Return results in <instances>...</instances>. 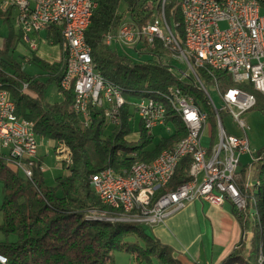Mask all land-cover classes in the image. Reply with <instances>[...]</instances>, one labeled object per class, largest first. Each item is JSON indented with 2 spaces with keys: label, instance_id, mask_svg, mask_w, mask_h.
Returning a JSON list of instances; mask_svg holds the SVG:
<instances>
[{
  "label": "trees",
  "instance_id": "obj_1",
  "mask_svg": "<svg viewBox=\"0 0 264 264\" xmlns=\"http://www.w3.org/2000/svg\"><path fill=\"white\" fill-rule=\"evenodd\" d=\"M161 10L172 33L182 41L180 0H97L90 17L84 36L91 48L93 70L117 87L124 99L116 126L107 125L103 111L92 107L91 121L85 125L73 109L72 89L64 91L60 88L66 52L58 28L45 30L46 38L60 48L57 62L48 61L31 49L32 55L27 57V62L38 65L46 71L49 80L56 81L61 99L51 103L41 101L44 84L36 76L27 74L7 54L9 50H15L23 33L19 30L15 36L10 29L8 37L0 40V82L14 103L16 115L32 122L39 141L49 140L54 143L55 151L65 147L70 153V163L63 165L66 174L57 177L54 186L46 185L43 179L38 166L40 156L30 181L0 159V232L4 234L0 254L6 257L7 264H113L115 252L128 254L133 264L144 261L152 264L153 258L161 264H183L173 256L174 249L170 245L148 235L141 224L95 218L102 213L114 216L118 210L101 203L90 186L91 176L97 171L107 167L123 174L137 161H152L185 135L178 115L169 111L166 120L172 126L169 134L153 144V137L145 133L139 120L132 137L130 125L136 113L132 104L138 98L160 99L159 94L166 93L168 88H180L206 110L211 132H215L213 111L205 95L190 82L178 80L169 70L174 52L169 46L157 39L152 44L143 42L132 48L134 57L120 53L117 45L108 46L104 42L105 35L115 33L123 22L145 25L153 22ZM12 11V7L0 9V17L10 28ZM199 71L205 85L215 84L220 91L229 87L243 89V85L234 83L226 71ZM244 89L255 97L251 109L264 113V96L251 87ZM25 90L35 94L36 98L24 94L22 91ZM189 157L178 163L172 178L158 194L188 180ZM237 173L235 183L245 198L246 207L238 211L231 205L230 211L239 223L241 237L221 264H256L259 246L264 244V146L257 150L249 172L242 166L238 167ZM10 235L14 240H9Z\"/></svg>",
  "mask_w": 264,
  "mask_h": 264
},
{
  "label": "built area",
  "instance_id": "obj_2",
  "mask_svg": "<svg viewBox=\"0 0 264 264\" xmlns=\"http://www.w3.org/2000/svg\"><path fill=\"white\" fill-rule=\"evenodd\" d=\"M1 9L12 7L14 23L23 35L34 34L48 27L58 28L66 52L65 70L59 81L62 90L72 89L73 101L85 125L91 121L90 108L101 109L105 123L116 126L120 121V108L124 103L121 93L98 77L88 62L86 46L82 42L84 22L92 10L94 0H0ZM182 19L186 20L187 42L178 47L176 37L168 27L163 11L150 23L137 26L123 22L115 33H108L110 46L118 44L140 46L152 44L155 39L174 52L171 60L185 65V69L170 66L176 76L186 73L191 84L206 92L210 107L215 109L219 122V136L208 137L206 146L201 138L210 124L206 110L199 108L192 96L180 88L170 87L172 100H177L182 116L190 123L191 142L176 146L173 152L164 153L157 163L138 169L133 175L117 174L112 168H103L91 176L90 186L101 203L117 209L114 216L99 214L118 222H143L153 226L195 200L221 207L225 202L238 211L246 207L245 198L236 186L240 156L248 151L246 131L248 126L242 114L254 105L244 97V88L259 89L264 96V0H180ZM12 11V12H13ZM223 24L224 27H220ZM27 37V36H25ZM31 50L36 49L29 40ZM200 69L231 71L232 81L243 85V93L235 87L220 91L212 85L220 98L215 106L203 81ZM26 87V84L23 85ZM132 106L147 135L161 126L168 134L172 126L167 116L152 104L151 98H138ZM228 113L235 122L238 134L223 127L221 115ZM32 122L18 117L15 106L0 82V159L12 162V170L30 181L37 166L39 143ZM183 150L194 152V159L187 170L188 180L171 190L164 198H156L152 187H160L161 180L168 179L172 163ZM57 160L68 165V149L56 150ZM42 170L41 164L38 165ZM149 199H156V206H149ZM132 202H139V215L126 218V210ZM0 264L7 259L0 254Z\"/></svg>",
  "mask_w": 264,
  "mask_h": 264
},
{
  "label": "rangeland",
  "instance_id": "obj_3",
  "mask_svg": "<svg viewBox=\"0 0 264 264\" xmlns=\"http://www.w3.org/2000/svg\"><path fill=\"white\" fill-rule=\"evenodd\" d=\"M1 9V2H0ZM3 11V9H1ZM127 20V16L124 17ZM10 28L9 24L5 22L0 17V40L6 39L10 33V29L13 30V34L18 36L19 29L14 23V11L10 17ZM220 27H224L223 24H220ZM27 37L29 40H34L36 44V51L43 55L45 58L49 59L51 62H57L59 58H56L59 53L58 45L52 44L46 38V31L40 30L35 34H28ZM29 46V42L23 38L17 43L15 50H9L8 56L12 57L13 60L18 63L27 74L31 76H36L39 82L44 84L41 101L42 102H55L61 98L56 81L48 79V75L46 71L43 70L38 65L27 62V57L32 55ZM117 49L120 53L129 54L131 56H136L133 52L131 46H122L118 44ZM35 50V49H34ZM24 56H26L24 58ZM171 66L176 67V69H185V65L179 63L177 60H173L171 62ZM206 89L214 103L215 106L219 107L220 98L216 93L215 89L211 85H206ZM24 94H28L32 98H36V95L29 91H22ZM241 118L245 121L248 126V130L246 131L247 141H248V151L240 156V163L238 167L245 166L247 172L250 170V164L255 159L256 152L261 147L264 146V113L258 109H250L242 114ZM221 121L223 127L226 131L234 134H238V129L234 121H232L230 115L227 113H223L221 115ZM139 122V115L137 113L134 114V118L131 123V136L134 137V130L137 128ZM209 122V121H208ZM153 141L152 143H156L160 140L161 137L166 136L168 133L161 127L154 128L152 130ZM211 135L209 128H206L203 137L201 138V142L203 146L207 145L208 137ZM131 137H129L130 140ZM215 138V137H214ZM217 139L213 140V143L216 144ZM39 143V156L41 158V167H42V176L43 179L48 186H54L55 179L59 176H63L66 174V169L63 168L62 164L57 160V153L54 150V143L49 140H41ZM61 148V147H60ZM12 167V163L10 164ZM2 202V192L0 186V205ZM231 205L227 202L224 203V208L226 213H214L208 215L209 217L205 220H202L200 224V233L201 240L199 241V250L201 260H205L208 258L211 252L219 251L225 244H228L231 240H234L237 243L241 237V230L238 221L234 217V215L230 211ZM201 222V221H200ZM2 223V213L0 211V224ZM142 229L148 235H154L152 232V227L149 225L143 224ZM249 233V232H248ZM9 240H14V236L10 235ZM4 240V234L0 232V241ZM248 240V234L246 235V241ZM120 255V256H119ZM179 256V255H178ZM189 262V261H188ZM152 264H161L156 258H153L151 261ZM113 264H133L132 259L129 258V255L123 252H115L114 254V263ZM142 264H148L146 261L142 262Z\"/></svg>",
  "mask_w": 264,
  "mask_h": 264
},
{
  "label": "bare ground",
  "instance_id": "obj_4",
  "mask_svg": "<svg viewBox=\"0 0 264 264\" xmlns=\"http://www.w3.org/2000/svg\"><path fill=\"white\" fill-rule=\"evenodd\" d=\"M96 6H97V0H94L93 5H92V10L89 13V15L87 16V18H86V20L84 22V25H83V30H82V42L86 46L88 62H89L90 65H92V63H91V54H90L91 48L86 43L84 34H85V30L88 27V24L90 22V17L92 16V12H93V10H94V8ZM182 28H183L182 41H179V38H177L178 36L176 37V43H177L178 47H185L186 46L187 30H186V20L185 19L182 20ZM104 42L106 43V45L110 46L107 34L104 37ZM226 72H228L230 74L231 78H232V72L231 71H226ZM97 75H98V77L103 78L99 73H97ZM177 77H178V80H180V81L190 82L191 83V78H189L186 75V73H179V75ZM104 82L107 83L105 80H104ZM107 84L109 86H111V87H115L114 85H112L110 83H107ZM196 88L199 89L202 92V88H200V87H196ZM246 88H249V87H246ZM251 88L254 91L259 93V89H256L254 87H251ZM116 92L120 93V91H119V89L117 87H116ZM235 92L236 93H243V89L235 87ZM202 93L206 97V92H202ZM159 96H160V99L151 98L152 99V104L158 106L161 109V112H164L167 117H168L169 111L172 114H174V115L175 114L178 115V118L180 119L182 125L185 128V135L180 140L175 142L170 148H166V149L162 150L158 154V156L155 159H153L152 161H150V162H138L137 161L134 164H132L131 167L126 171V175H133V173H136V171L138 169H144V168H147V167H150V166L156 164L157 160H159L164 155V153H171V152H173V150L175 149L176 146H179L180 144H189L191 142L190 123H189L188 120H186L185 117L182 116L181 109H180V106L177 103V100H172L171 91H167L164 94H159ZM188 96H191V95H188ZM244 97L248 98L249 102H251L253 105H255L256 100H255L254 95L252 93H250L249 91H247L246 89H244ZM73 109H74V111L76 113H78L81 116L80 112L76 108V102H73ZM211 109L213 111V116H214V120H215V109L213 107H211ZM206 118L208 119L207 112H206ZM210 129H211V126H210ZM214 129H215V132H214V134H212V132H211V138H214V137L218 138V136H219V122H217V120H215ZM187 156H190L189 157L190 158V162H192V160L194 159V152H191L190 150L181 151L179 156H178V158L176 159V161L172 163V168H171V171L169 173L168 179L161 180V186L160 187H152V194H155L156 198H164V197H167V195L171 194V190L170 191H166V192H162L160 194H158V191L161 190L163 187H165L168 184V182L170 181V179L172 178V176L174 174V171H175L178 163L182 159L187 157ZM68 158L70 159L69 151H68ZM5 162L9 163V164L12 163L11 161H5ZM149 206H156V199H149ZM137 215H139V202H132V205H130V207H128L127 210H126V218H133L134 216H137ZM95 218H97L99 220L112 221L110 218H104V216H96ZM131 223L143 225V222H131ZM262 228H263L262 232H264V217H263V222H262ZM231 264H240V263L239 262H233ZM256 264H264V244L263 245L261 244L259 246L258 255H257V258H256Z\"/></svg>",
  "mask_w": 264,
  "mask_h": 264
},
{
  "label": "crops",
  "instance_id": "obj_5",
  "mask_svg": "<svg viewBox=\"0 0 264 264\" xmlns=\"http://www.w3.org/2000/svg\"><path fill=\"white\" fill-rule=\"evenodd\" d=\"M27 35H24L26 41L29 39L28 37H25ZM37 54L40 55V53ZM40 56L50 61L43 55ZM59 57L60 48L56 58ZM223 206L224 204L221 207H215L204 201L195 200L188 203L185 207L174 214L168 216L163 223L150 226L152 227V232L154 234L152 236L156 237L160 242L170 245L174 249L173 256L183 264H221L231 253L236 241L234 242V240H231L228 244L220 246L222 248L217 251L218 253L215 251L211 252L208 258L203 261L201 260L198 250L199 241L201 240L199 223H202V220L207 219L209 217L208 215L214 213H226V210L222 208Z\"/></svg>",
  "mask_w": 264,
  "mask_h": 264
}]
</instances>
